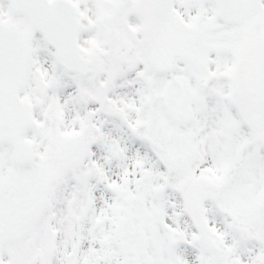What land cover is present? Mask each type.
Returning a JSON list of instances; mask_svg holds the SVG:
<instances>
[{"label":"snow or ice","instance_id":"snow-or-ice-1","mask_svg":"<svg viewBox=\"0 0 264 264\" xmlns=\"http://www.w3.org/2000/svg\"><path fill=\"white\" fill-rule=\"evenodd\" d=\"M0 264H264V0H0Z\"/></svg>","mask_w":264,"mask_h":264}]
</instances>
